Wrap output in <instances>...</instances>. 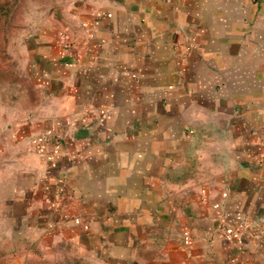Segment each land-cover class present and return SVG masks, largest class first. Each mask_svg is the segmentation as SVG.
Wrapping results in <instances>:
<instances>
[{"label":"crops","instance_id":"1","mask_svg":"<svg viewBox=\"0 0 264 264\" xmlns=\"http://www.w3.org/2000/svg\"><path fill=\"white\" fill-rule=\"evenodd\" d=\"M50 5L19 35L27 108L0 105V247L264 264V0Z\"/></svg>","mask_w":264,"mask_h":264},{"label":"rangeland","instance_id":"2","mask_svg":"<svg viewBox=\"0 0 264 264\" xmlns=\"http://www.w3.org/2000/svg\"><path fill=\"white\" fill-rule=\"evenodd\" d=\"M54 6L50 0H0V105L9 109L24 110L28 101L20 102V94H29L26 77L23 76L20 50V32L28 29L32 19L35 23L43 17H53ZM29 97V96H28ZM27 97V98H28ZM0 264H48L44 253L31 255L24 250H5L0 247Z\"/></svg>","mask_w":264,"mask_h":264},{"label":"built area","instance_id":"3","mask_svg":"<svg viewBox=\"0 0 264 264\" xmlns=\"http://www.w3.org/2000/svg\"><path fill=\"white\" fill-rule=\"evenodd\" d=\"M232 234H233L232 231L229 230L228 228H225L222 231V237H223V239L226 240V241H228V242L231 241ZM183 241H184V244H187L188 243V239H187L186 236H184Z\"/></svg>","mask_w":264,"mask_h":264}]
</instances>
